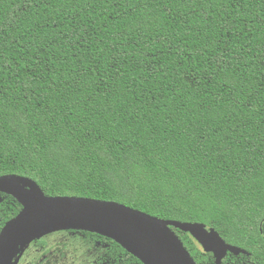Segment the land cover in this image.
<instances>
[{"label": "trees", "instance_id": "16d2710c", "mask_svg": "<svg viewBox=\"0 0 264 264\" xmlns=\"http://www.w3.org/2000/svg\"><path fill=\"white\" fill-rule=\"evenodd\" d=\"M3 175L202 223L248 253L221 264H264V0H0ZM0 196L1 230L21 206Z\"/></svg>", "mask_w": 264, "mask_h": 264}, {"label": "water", "instance_id": "95a60500", "mask_svg": "<svg viewBox=\"0 0 264 264\" xmlns=\"http://www.w3.org/2000/svg\"><path fill=\"white\" fill-rule=\"evenodd\" d=\"M0 193L13 197L21 206L0 231V264H13L34 240L69 230L111 239L142 264H196L172 228L190 234L205 253L213 255L215 264H221L228 254L248 255L202 223L160 219L115 201L46 196L27 177L0 176ZM69 223L80 228H68Z\"/></svg>", "mask_w": 264, "mask_h": 264}, {"label": "flooded vegetation", "instance_id": "af4514ba", "mask_svg": "<svg viewBox=\"0 0 264 264\" xmlns=\"http://www.w3.org/2000/svg\"><path fill=\"white\" fill-rule=\"evenodd\" d=\"M97 237L74 230L52 233L31 242L13 264H108L103 259L109 243Z\"/></svg>", "mask_w": 264, "mask_h": 264}, {"label": "bare ground", "instance_id": "6f19581e", "mask_svg": "<svg viewBox=\"0 0 264 264\" xmlns=\"http://www.w3.org/2000/svg\"><path fill=\"white\" fill-rule=\"evenodd\" d=\"M67 227H68V228H80V227L76 226L74 223H69V224L67 225Z\"/></svg>", "mask_w": 264, "mask_h": 264}]
</instances>
